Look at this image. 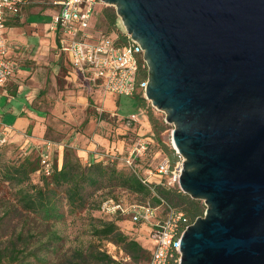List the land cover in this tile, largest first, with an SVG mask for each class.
<instances>
[{"label": "water", "instance_id": "water-1", "mask_svg": "<svg viewBox=\"0 0 264 264\" xmlns=\"http://www.w3.org/2000/svg\"><path fill=\"white\" fill-rule=\"evenodd\" d=\"M102 1L144 49L180 188L207 206L181 264H264V0Z\"/></svg>", "mask_w": 264, "mask_h": 264}, {"label": "rangeland", "instance_id": "rangeland-1", "mask_svg": "<svg viewBox=\"0 0 264 264\" xmlns=\"http://www.w3.org/2000/svg\"><path fill=\"white\" fill-rule=\"evenodd\" d=\"M50 0H33L29 6L36 8L39 15H32L26 19L24 27H34L37 22L45 25L50 22V18L43 15L49 8H51ZM117 13L115 6H111L102 0H97L95 6V15L91 23L89 32H93L96 37H99L101 33L110 34L115 36V28H113L106 15L108 13ZM118 15V14H117ZM120 18V17H119ZM121 19V18H120ZM17 22L16 24H18ZM121 27L124 32L127 33L125 26L121 20ZM117 30V29H116ZM53 52L58 53L57 63L61 66V72L65 73L72 69L68 56L62 53L58 48L54 47ZM148 66V65H147ZM95 88V87H94ZM97 88V87H96ZM140 91V90H139ZM102 95H110L113 100V107L105 104V100L100 99L98 95L88 96L89 104L84 107V104H73L70 107H60V110L72 109L76 116L75 119L69 121L64 120L62 117L53 115V109H56V105H49L45 107L47 114L52 115V118L42 122V131L40 133L41 140L34 144H27V141L32 140V136L36 137L37 134L34 129L29 128L24 132L23 136H9V139L5 143H0V245H3V241L9 237H16L21 229L27 237L30 236L29 230L36 232V236L31 239L34 244L31 243L29 248L39 247L36 249L39 257H46L47 262H41L36 260L35 257L30 256L32 264H56L62 259L70 257L76 250L83 251L86 256V264H102V262L95 259L97 251H106L111 255V258L115 263L111 264H147V260L141 258L136 260L126 250L116 245L113 241L95 235L93 225L100 220H103V215L99 209V205L106 198L120 199L126 203L140 202L145 200H154L153 193L145 196L144 194L132 193L126 189H99L89 190V197L87 206L71 210L70 205L67 204V200L60 194L61 210L64 213L61 220L51 221V226H47L46 223L37 214H27L26 216L19 218L17 213H5L9 208L10 202H15V190L9 186L8 183L4 184L1 180L3 166L13 162L20 156L30 155L32 157L40 156V148L37 146L45 141L55 143V152L53 153V163L58 166L62 165L64 161L65 151L70 148L76 154L75 147L67 146L68 140L77 135H89L90 133L98 132L105 133L112 137L126 138L129 145L137 141L141 137H147L150 141V148L147 155L138 161L137 173L140 177L148 178L152 183L166 184L168 186H179V174L182 168L183 157L178 153V150L173 146V130L175 125L167 122L166 113L163 110L158 109L152 104V101L146 98V94L143 96L146 98L147 107L140 108L136 99L133 96H120L116 94H106L102 91ZM101 95V97H103ZM40 108L42 106H39ZM84 107V109H83ZM153 111L154 116L157 118L159 125H164V130L161 132L160 137L163 142L169 147L170 153H166L159 145L153 125L149 119L148 112ZM83 112V113H82ZM82 113V114H81ZM66 115L65 117H67ZM10 120L6 119L3 123H9ZM34 130V131H33ZM63 150V151H62ZM173 150V151H172ZM177 153L180 155L179 162L172 169V172L167 174L158 173L157 169L160 163L167 160L177 159ZM107 163H111L108 160ZM170 161V160H169ZM62 163V164H61ZM119 168L126 171H132L128 166L120 163V160L114 162ZM42 177L38 173L31 175V181L34 183H40ZM3 183V184H2ZM155 195V192H154ZM202 204L206 206L203 200ZM158 217L151 219L146 223H135L131 220V217L118 218V225L129 237L138 240L143 247L152 252L154 242L152 238V229L154 223H156ZM117 220V219H116ZM57 232L58 238L50 240L48 229ZM19 247H24L23 243H20ZM5 264H20L18 262L5 263Z\"/></svg>", "mask_w": 264, "mask_h": 264}, {"label": "built area", "instance_id": "built-area-1", "mask_svg": "<svg viewBox=\"0 0 264 264\" xmlns=\"http://www.w3.org/2000/svg\"><path fill=\"white\" fill-rule=\"evenodd\" d=\"M32 1L0 0V101L5 96L9 80L17 71V63L11 55L6 36L8 22L20 15L23 8ZM49 3L56 7L51 29L58 35L59 49L85 79L106 94L133 96L140 89L146 94L148 78L139 83L137 81L140 58L144 60L143 67L148 65L141 44L128 33V41L119 45L112 36L101 33L96 37L92 31H88L95 15L97 0H50ZM9 136L6 127H0V143L7 142ZM149 145V139L141 137L132 144L127 155L112 154L111 158L101 161L114 163L120 160V163L137 173L138 161L147 155ZM37 147L40 148L41 158L39 172L50 174L54 164L51 152L55 143L45 141ZM157 171L160 174L172 172L170 161L160 163ZM141 178L145 184L152 186L148 178ZM156 195L160 198L158 204L151 200L126 203L120 199L107 198L100 211L105 220L131 217L135 223H146L158 217L152 229L154 247L148 264H181L182 237L193 222L184 211Z\"/></svg>", "mask_w": 264, "mask_h": 264}, {"label": "trees", "instance_id": "trees-1", "mask_svg": "<svg viewBox=\"0 0 264 264\" xmlns=\"http://www.w3.org/2000/svg\"><path fill=\"white\" fill-rule=\"evenodd\" d=\"M109 24L115 28V36L113 37L119 45L128 41V35L121 27V19L117 13H108L106 15ZM10 21L8 22L9 26ZM117 29V30H116ZM110 36V34H106ZM144 60L140 58V66L137 74L138 83L148 78V67H143ZM133 97L136 99L140 108L147 107L146 98L143 96V90L137 91ZM149 119L153 125L154 133L160 147L170 153L169 147L160 137L164 130V125H159L153 111L148 112ZM150 148V145H149ZM173 151V150H172ZM180 155L177 153V159H169L171 170L179 162ZM41 169L40 156L32 157L30 155L20 156L13 162L3 166L1 180L4 184L15 190V202H10L9 208L5 213H17L19 218L29 214L40 215V218L51 226V221L61 220L64 213L61 210L60 194L63 192L70 205L71 210L84 208L87 206L89 190L99 189H126L132 193L144 194L145 196L153 193V203H160V198L156 194L163 197L176 208L184 211L190 220L194 222L198 217L203 216L206 207L200 199H194L185 193L180 187L168 186L166 184L153 183L152 186L145 184L142 178L133 171H126L119 168L115 163H105L103 161H94L84 163L79 156L68 148L65 151L63 164L58 166L53 164L50 174L39 172ZM38 173L42 177L40 183L31 181V175ZM2 183V184H3ZM155 192V195H154ZM107 199V198H106ZM104 199V200H106ZM103 200V201H104ZM102 201V203H103ZM142 202V201H140ZM102 203L99 205L101 208ZM117 220H100L92 227L95 235L113 241L116 245L122 246L127 253L131 254L136 260L144 258L147 264L151 258V251L148 252L143 245L136 239L129 237L118 225ZM30 236L27 237L24 229H21L16 237L12 236L0 245V264L18 262L20 264H32L30 256L41 262H47L46 257H39L36 249L39 247L29 248L32 238L36 236V232L29 230ZM50 240L58 238L57 232L48 229ZM23 243L24 247H19ZM95 259L102 264H111L115 261L106 251H97ZM86 256L83 251L76 250L70 257L62 259L56 264H86Z\"/></svg>", "mask_w": 264, "mask_h": 264}, {"label": "crops", "instance_id": "crops-1", "mask_svg": "<svg viewBox=\"0 0 264 264\" xmlns=\"http://www.w3.org/2000/svg\"><path fill=\"white\" fill-rule=\"evenodd\" d=\"M30 6L26 5L20 15L11 19L6 30L17 71L9 80L5 96L0 101V127H6L10 136L16 137L23 136L24 132L32 128L37 136H32L31 142L27 141V144H34L42 138V122L52 118L45 108L49 105L57 106L52 111L53 115L67 121L75 119L73 116L76 113L72 109L64 113L59 108H67L75 103L84 104L85 107L89 104L87 101L91 94L100 96L110 108L114 105L112 97L102 95L103 90L85 79L70 61L72 69L61 72V66L57 63L58 53L53 52L54 47L59 49L58 35L51 29L55 6L52 5L43 14L50 18L49 23L43 25L37 22L34 27L23 28L27 18L39 15L36 8ZM6 119L10 120L7 124L3 123ZM67 146L75 147L77 156L84 163L109 159L112 154L127 155L131 148L126 138L98 132L75 135L68 140ZM55 150L51 152L52 156Z\"/></svg>", "mask_w": 264, "mask_h": 264}, {"label": "bare ground", "instance_id": "bare-ground-1", "mask_svg": "<svg viewBox=\"0 0 264 264\" xmlns=\"http://www.w3.org/2000/svg\"><path fill=\"white\" fill-rule=\"evenodd\" d=\"M174 145V144H173ZM174 147H175V145H174ZM177 149V148H176Z\"/></svg>", "mask_w": 264, "mask_h": 264}]
</instances>
